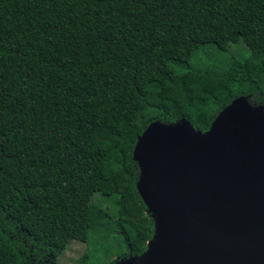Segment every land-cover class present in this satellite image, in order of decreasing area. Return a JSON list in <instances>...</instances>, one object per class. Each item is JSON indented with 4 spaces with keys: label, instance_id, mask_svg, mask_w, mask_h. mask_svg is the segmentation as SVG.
<instances>
[{
    "label": "trees",
    "instance_id": "obj_1",
    "mask_svg": "<svg viewBox=\"0 0 264 264\" xmlns=\"http://www.w3.org/2000/svg\"><path fill=\"white\" fill-rule=\"evenodd\" d=\"M239 43L249 55L224 72L191 65L204 48ZM240 99L250 111L218 144L254 167L264 0H0V264H57L70 241L117 232L126 253L110 264L138 257L153 223L137 192V138L154 123L207 132Z\"/></svg>",
    "mask_w": 264,
    "mask_h": 264
},
{
    "label": "water",
    "instance_id": "obj_2",
    "mask_svg": "<svg viewBox=\"0 0 264 264\" xmlns=\"http://www.w3.org/2000/svg\"><path fill=\"white\" fill-rule=\"evenodd\" d=\"M242 102L223 109L207 132L154 123L137 138V192L159 248L114 264H264V130L254 167L218 144L250 111ZM169 181L177 182L164 193Z\"/></svg>",
    "mask_w": 264,
    "mask_h": 264
},
{
    "label": "rangeland",
    "instance_id": "obj_3",
    "mask_svg": "<svg viewBox=\"0 0 264 264\" xmlns=\"http://www.w3.org/2000/svg\"><path fill=\"white\" fill-rule=\"evenodd\" d=\"M251 27L253 29V44L256 45L259 41L262 26L253 24ZM249 53V49L243 43L233 45L227 51H219L209 46L193 56L191 65L194 67L209 66L211 70L224 72L232 60H244ZM123 103L126 105L132 104L133 100L131 97L125 98L123 99ZM93 202L107 209L110 213L115 212V207L109 198H102L96 195L93 198ZM119 215L121 220L130 225V227H141L145 223L133 212L123 211L120 212ZM146 215L151 219V214L147 212V209ZM123 238L121 232H117L105 237L97 244L90 239L88 246L84 242L72 240L66 249L58 256L57 264H110L126 253V246L123 243ZM86 253V259L83 260Z\"/></svg>",
    "mask_w": 264,
    "mask_h": 264
},
{
    "label": "bare ground",
    "instance_id": "obj_4",
    "mask_svg": "<svg viewBox=\"0 0 264 264\" xmlns=\"http://www.w3.org/2000/svg\"><path fill=\"white\" fill-rule=\"evenodd\" d=\"M262 176H264V171L262 173ZM159 248V232L157 233V236L148 242L147 244V250L143 254V258H149L151 257Z\"/></svg>",
    "mask_w": 264,
    "mask_h": 264
}]
</instances>
